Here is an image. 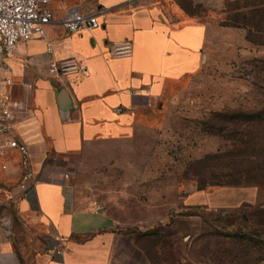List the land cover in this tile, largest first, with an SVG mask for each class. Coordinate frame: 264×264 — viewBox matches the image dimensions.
<instances>
[{
  "label": "crops",
  "instance_id": "1",
  "mask_svg": "<svg viewBox=\"0 0 264 264\" xmlns=\"http://www.w3.org/2000/svg\"><path fill=\"white\" fill-rule=\"evenodd\" d=\"M50 8L47 39L18 44L0 72V83L12 79L2 90L27 108L16 130L29 146L38 179L34 193H23L17 160L0 173V264L134 263L137 248H116L113 217L99 207L69 208L64 175L48 157L77 155L88 144L130 139L148 128L156 102L204 69L209 29L180 0H51ZM71 8L97 15L101 27L69 33L64 18ZM127 40L132 54L112 56L110 49ZM71 57L83 60L87 75L49 73L51 59ZM237 189L197 191L186 205L225 208L238 201Z\"/></svg>",
  "mask_w": 264,
  "mask_h": 264
},
{
  "label": "rangeland",
  "instance_id": "2",
  "mask_svg": "<svg viewBox=\"0 0 264 264\" xmlns=\"http://www.w3.org/2000/svg\"><path fill=\"white\" fill-rule=\"evenodd\" d=\"M180 3L209 29L202 72L170 90L160 110L156 102L151 124L134 137L48 162L69 176L70 209L99 207L116 220V248L140 254L126 264H264V125L216 116L264 111V34L229 21L249 3L264 9V0ZM225 184L239 194L228 207L186 205L192 193Z\"/></svg>",
  "mask_w": 264,
  "mask_h": 264
},
{
  "label": "built area",
  "instance_id": "3",
  "mask_svg": "<svg viewBox=\"0 0 264 264\" xmlns=\"http://www.w3.org/2000/svg\"><path fill=\"white\" fill-rule=\"evenodd\" d=\"M136 3L139 0H128ZM51 0H0V72L4 70V60L13 55L18 44L34 38L47 39V27L54 19L50 8ZM64 25L71 34H80L84 30H94L101 27L97 15H84L78 8H71L64 18ZM52 43H47V53H52ZM133 51L131 40L114 45L110 53L114 57L129 56ZM7 73H10L6 68ZM49 73L53 76H68L71 74L85 76L88 68L78 57L65 60L51 59ZM12 83L10 77L4 78L1 90ZM27 108L21 102L13 99L5 90L0 92V173H7L11 164L17 160L23 171L19 189L23 193H34L38 179L29 146L16 130V122L26 118ZM64 174V178H68Z\"/></svg>",
  "mask_w": 264,
  "mask_h": 264
},
{
  "label": "trees",
  "instance_id": "4",
  "mask_svg": "<svg viewBox=\"0 0 264 264\" xmlns=\"http://www.w3.org/2000/svg\"><path fill=\"white\" fill-rule=\"evenodd\" d=\"M245 8H252L249 12L247 13H235L232 14L229 18V21L236 25L243 27L248 30V33L250 35L253 34H264V9H256L255 6H251L249 3L248 5L244 6L242 9ZM239 8L233 5H229L228 10L230 11H237ZM256 37V36H255ZM249 41L253 44H258L253 37L248 38ZM260 45V44H259ZM257 115L251 116V115H246V114H235V115H223V114H216V116L219 117H224L227 119L230 123L234 121V119H239V122L245 123L249 125V127L253 126V123H258L261 125H264V111L256 113ZM235 185V184H232ZM229 184L225 185H220L221 187H234Z\"/></svg>",
  "mask_w": 264,
  "mask_h": 264
},
{
  "label": "water",
  "instance_id": "5",
  "mask_svg": "<svg viewBox=\"0 0 264 264\" xmlns=\"http://www.w3.org/2000/svg\"><path fill=\"white\" fill-rule=\"evenodd\" d=\"M61 100H62L63 102H65V101L67 100V97H66V94H65V93H62V94H61Z\"/></svg>",
  "mask_w": 264,
  "mask_h": 264
}]
</instances>
